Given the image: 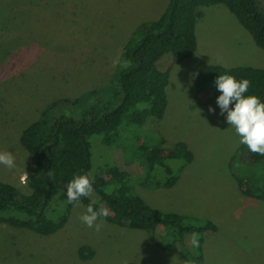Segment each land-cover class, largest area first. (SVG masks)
<instances>
[{
  "label": "rangeland",
  "instance_id": "rangeland-1",
  "mask_svg": "<svg viewBox=\"0 0 264 264\" xmlns=\"http://www.w3.org/2000/svg\"><path fill=\"white\" fill-rule=\"evenodd\" d=\"M166 1L0 0V151L15 157L11 170L0 164V181L28 192L30 163L18 142L21 129L47 103L106 85L126 36L138 23L157 18ZM257 1L264 7V0ZM198 9L195 50L178 62L168 60L167 104L147 125L164 138V149L184 142L192 161L168 187L133 189L153 208L214 224L203 241L204 264H264V199L241 194L244 174L228 165L240 137L217 99L198 95L193 86L202 65H220L234 77L239 66L264 69V49L223 4ZM89 143L96 160L105 158L98 136ZM86 210L73 204L64 225L47 236L0 223V264H187L180 251L154 245L145 231L104 219L97 220L103 223L99 232L87 227L80 220ZM81 245L92 250L90 258L78 257Z\"/></svg>",
  "mask_w": 264,
  "mask_h": 264
},
{
  "label": "trees",
  "instance_id": "trees-1",
  "mask_svg": "<svg viewBox=\"0 0 264 264\" xmlns=\"http://www.w3.org/2000/svg\"><path fill=\"white\" fill-rule=\"evenodd\" d=\"M214 4L226 6L264 49V7L257 0H167L157 18L138 23L126 36L118 67L106 85L47 103L39 117L21 129L18 142L30 163L24 176L28 192L20 193L0 181V223L25 227L40 236L54 233L67 221L73 205L66 203L67 184L77 175L91 174L93 191L78 201L86 209L90 204L97 211L105 206L110 214L101 219L145 231L154 245L180 251L187 264H204L203 241L215 231L214 224L153 208L133 188L154 183L168 187L192 161L184 142L164 149V138L147 125L162 116L167 104L168 60L178 62L193 54L198 8ZM233 71L237 80L251 82L245 95H256L264 102V69L239 66ZM230 72L217 64L200 66L194 77L195 92L217 99L221 93L215 81ZM140 104L150 107L140 108ZM91 135L99 137L103 149L100 156L105 158L99 161L90 148ZM228 165L244 174L241 194L264 199V156L240 144ZM242 182L247 185L240 186ZM193 233L199 234L198 248L191 244ZM77 254L87 259L92 250L81 245Z\"/></svg>",
  "mask_w": 264,
  "mask_h": 264
},
{
  "label": "clouds",
  "instance_id": "clouds-1",
  "mask_svg": "<svg viewBox=\"0 0 264 264\" xmlns=\"http://www.w3.org/2000/svg\"><path fill=\"white\" fill-rule=\"evenodd\" d=\"M215 84L221 93L217 97L220 112L227 114L226 121L240 137L239 143L247 145L252 153L264 156V102L256 95H245L251 82L248 79L237 80L232 75L220 74ZM233 102L234 107H231ZM138 107L146 108L150 105L140 104ZM209 111L214 112V109L210 106ZM0 164L9 170L13 169L15 167L14 155L11 152L0 151ZM92 191L91 174L77 175L66 186V203L76 204L81 197L89 196ZM109 214L107 207L101 206L97 211L90 204L80 220L87 227H94L95 231L99 232L103 223H97V220ZM191 244L196 248L200 246L198 233H193Z\"/></svg>",
  "mask_w": 264,
  "mask_h": 264
}]
</instances>
